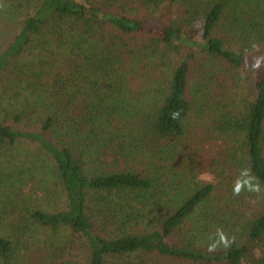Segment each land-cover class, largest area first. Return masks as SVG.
I'll list each match as a JSON object with an SVG mask.
<instances>
[{"label":"trees","instance_id":"trees-1","mask_svg":"<svg viewBox=\"0 0 264 264\" xmlns=\"http://www.w3.org/2000/svg\"><path fill=\"white\" fill-rule=\"evenodd\" d=\"M261 56L264 0H0V264H264Z\"/></svg>","mask_w":264,"mask_h":264},{"label":"rangeland","instance_id":"rangeland-1","mask_svg":"<svg viewBox=\"0 0 264 264\" xmlns=\"http://www.w3.org/2000/svg\"><path fill=\"white\" fill-rule=\"evenodd\" d=\"M181 9L179 7H174L173 13H175V15H177L179 13ZM197 30L199 31V24H197ZM197 38V36H196ZM198 39V38H197ZM263 58L264 56H261L260 59ZM191 77H190V82L191 84L194 83V77L196 76V72L192 70L191 72ZM241 74L238 76H234L232 73L228 74L226 76H223V78L225 77V79L228 81L229 87L230 88H236L237 90L240 89H244L247 90L248 88H250L252 86V83L254 81L253 76L251 75H245L243 74V72H240ZM235 83L237 84V86H235ZM220 87V85H219ZM215 90L218 91V88H214ZM23 127V126H21ZM24 128V127H23ZM21 149H28V144L22 143L20 145ZM196 152H193L192 148L188 150H186V152L184 153V156H179L175 159V164H176V168H184L185 166H190L193 167V172H194V178L202 183H217L216 180V169L213 166V163L215 161H213L214 158V153H216L217 151V147L216 146H210L207 143L203 142L200 147L195 149ZM219 168V167H218ZM220 168H219V172H220ZM228 171V169L226 170V172ZM224 186V184H223ZM223 191V189L221 190ZM250 200L253 202V204H250V209H252V207L258 209L259 206L257 204V200L250 197ZM256 202V203H254ZM176 238V237H175ZM178 239V237H177ZM176 241V240H175ZM177 242V241H176Z\"/></svg>","mask_w":264,"mask_h":264},{"label":"clouds","instance_id":"clouds-1","mask_svg":"<svg viewBox=\"0 0 264 264\" xmlns=\"http://www.w3.org/2000/svg\"><path fill=\"white\" fill-rule=\"evenodd\" d=\"M260 65H261V59L258 58L255 61V63L252 65V67L253 68H259ZM178 117H179V112L178 111L174 112L172 114V118L173 119H177ZM242 190H247V191L256 192V193H259L261 191L258 183H255V184H252V185H249V186H241L240 184L235 183L234 187H233V195L234 196H238ZM216 235L218 236L219 239L217 241H214L213 243H211L208 246V251L209 252L215 251L219 245H223L225 248H227L229 246V244H230L229 238L226 237V235L224 234V232L221 229H217Z\"/></svg>","mask_w":264,"mask_h":264}]
</instances>
